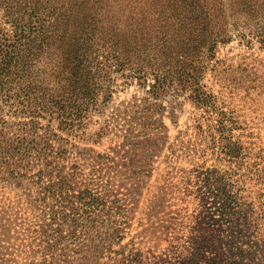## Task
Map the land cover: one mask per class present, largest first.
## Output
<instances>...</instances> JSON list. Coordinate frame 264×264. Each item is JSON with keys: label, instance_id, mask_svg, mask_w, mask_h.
I'll use <instances>...</instances> for the list:
<instances>
[{"label": "rangeland", "instance_id": "rangeland-1", "mask_svg": "<svg viewBox=\"0 0 264 264\" xmlns=\"http://www.w3.org/2000/svg\"><path fill=\"white\" fill-rule=\"evenodd\" d=\"M35 1H39L37 7L41 11L45 5L60 8L61 4L77 3V0ZM197 1L204 4V10L209 13L213 25V30H209V34L213 32L211 43L217 33L220 40L209 45L214 46L212 51L207 48L201 51L195 60V71L202 74V83L218 97L220 107L237 121L240 129L233 134L248 154L236 159L224 154L218 156L208 143V155L197 158L199 155L194 151L186 154L184 146L175 148V138L181 131L189 130V135H194L192 126L197 110L189 98V86L184 89L176 83L172 86L167 83L152 100L153 108L146 111L149 127L146 126L144 137V143H158L157 127L163 124L167 143L161 152L147 159L153 163L152 171L144 177V190L134 216L123 225L124 238L114 241L106 256L95 264H121L125 260L127 264H264V0ZM194 3L192 0L109 1L111 6L102 14V24L96 21L94 26L81 29L85 36L98 31L104 33L99 43L91 45V50L104 53L101 63L92 68L102 72L101 78L97 77L100 84L98 110L92 113L90 121H85V127L77 125L64 130L56 116L40 108L35 137L47 136V126H50L64 143L73 147L67 164H79L84 173H94L99 189H105L109 183L100 176L106 174L108 179L111 169L102 165L94 167L93 160H86L87 157L95 153L109 154L119 163V169H124L122 164L133 146L125 143L124 135L129 134L131 123L121 116L122 112L134 99L144 103L154 82V77L150 76L149 83L144 84V80L138 78L141 70L137 68L162 63L168 52L172 65L178 62L177 54L190 55ZM21 4L22 0H0V53L4 51L1 42L4 44L7 38L22 33L24 27L27 28L24 33L36 35L31 33L33 15L29 13L32 10H26ZM48 19L53 18H46L45 25L49 24ZM114 29L116 32H111ZM49 30L46 25L42 38H47ZM30 41L27 40L28 44ZM60 45V41H54L50 47ZM51 49L32 50L39 55L35 72L41 74L43 87L54 83L51 76L62 59V55L47 54ZM107 54H119L124 66L108 63ZM108 65L113 66L111 70L107 69ZM24 79L27 77L23 76L21 81ZM47 93L45 89L41 95L46 101ZM3 102L0 99V152L8 150L7 156L13 159L17 152L11 146L29 142L19 140L27 135L24 122L31 118H26L28 111L17 114ZM16 104L19 105L17 99ZM86 122L89 123L86 125ZM192 148L200 153L198 149H203L204 144L195 142ZM17 157L19 159L0 178V204H12L19 211L21 219L16 228L21 234L13 240L11 251L1 254L0 264H31L34 260L29 254L30 244L37 239L40 241L39 212L30 205L29 186L19 184L32 180L39 167L31 168L21 156ZM35 157L37 153H32L27 160ZM139 159L144 158L136 160ZM213 169L231 174L228 177L221 173L222 177H218L208 172L214 180L211 182L222 180L232 188L236 213L222 214L219 209L222 199L218 198L216 189L206 187L203 173ZM134 170L140 172L139 167ZM111 172L113 176L118 175L116 170ZM255 225L263 233L251 239L246 234H250Z\"/></svg>", "mask_w": 264, "mask_h": 264}, {"label": "trees", "instance_id": "trees-1", "mask_svg": "<svg viewBox=\"0 0 264 264\" xmlns=\"http://www.w3.org/2000/svg\"><path fill=\"white\" fill-rule=\"evenodd\" d=\"M109 1L111 0H77L76 4H61L60 8H56L53 3L54 7L45 5L41 11L37 7L40 5L39 1L22 0L21 5H25L26 10L30 9L37 13L36 16L32 11L29 13L30 16L33 15L31 33L36 34L35 37L24 33L27 29L24 27L22 33L7 38L4 44L1 42L4 51L0 53V99L5 104H9L17 114L18 112L27 114L28 111L26 118L31 120L24 122V131L27 135L19 140L29 142L11 146L17 152L12 156L13 159L7 156L8 150L0 152L1 160L8 157L5 161H0V165L2 164L0 178H3L6 170L19 159L17 156H21L22 161L30 164L31 168L39 167V171L33 176V179L37 176L35 180L19 182L29 186L30 205L34 211L39 212L38 218L42 222L37 229L40 233V241L37 239L30 244L29 254L34 260L31 264L99 263L106 256L113 242L124 238L123 225L128 224L134 216L140 203V195L144 190V177L152 171L153 163L147 159L161 152L167 143L163 124L157 127L158 143H144V137L147 135L146 126L149 127L146 111L153 108L152 100L159 96L167 83L171 86L176 83V86L184 89L189 86L191 88L189 98L197 110L192 126L194 135L190 136L189 130L181 131L175 138V148L184 146L186 154H192L194 151V154L199 155L197 158L208 155V143L218 156L224 154L236 159L248 154L242 150L243 146L239 144L241 142L237 141V136L233 134V131L240 129L237 127V121L228 111L220 107L218 97L202 83V74L195 71V60L200 57L201 51L204 48L212 51L214 46L209 47V45L217 44L220 40V34L217 33L211 43L213 32L209 34V30H213V25L208 17L209 13L204 10V4L196 0H192L195 3L191 21L192 45L188 50L190 55L180 57V54H177L178 62L172 65L169 61L171 54L168 52L164 54L162 63L156 62L148 67L137 68L141 70L138 78L144 80V84L149 83L150 76L154 77V82L150 84L151 88L147 91L149 97L145 98L144 103L134 99L122 112L121 116L131 123L128 128L129 134L124 135L125 143L133 146L127 153V160L122 164L124 169H119V163L116 164L115 159H111L109 154L95 153L86 159L93 160L94 167L102 165L111 169L108 173L110 175H107L108 179L106 174L100 176L102 180L109 182L105 189H99L94 173H84L79 164L72 166L67 164L73 147L69 143H64L63 138L54 133L50 126H47V136L35 137L39 123L36 118L42 107L52 117L56 116L60 120L64 130L70 126L85 127V121H90L92 113L98 110L96 107L99 102L100 84L97 77L101 78L102 72L99 73L98 69L92 68L101 63L100 58L104 53L91 50V45L99 43L104 33L98 31L85 36L81 29L94 26L96 21L102 24V14L108 12V7L111 6ZM112 1L116 2V0ZM50 17L53 19H48L49 24L46 25L51 30L44 39L42 37L45 34L43 31L46 27L45 21ZM27 40H31L29 44ZM54 41H60L61 45L51 49L50 45ZM32 43L34 44L29 46ZM33 48L38 51L51 49L47 54L62 55L61 61L56 65L58 70L51 68L55 73L51 76L54 83L48 86L43 87L41 74L35 72L39 55L33 53ZM106 56L109 57L106 60L108 63L124 66L119 54ZM186 59L191 61L188 62ZM112 67L107 69L111 70ZM35 74L36 76H33ZM23 76L27 79L21 81ZM45 89L49 95L47 101L41 96ZM14 97L19 105L16 104V99L13 101ZM88 123L86 122V125ZM107 129V127L103 128L105 131ZM194 141L204 144L203 149H198L200 153L192 148ZM32 153H37L38 157L28 161L27 158ZM139 157L144 159L136 160ZM135 167H139L140 172L135 171ZM113 170L118 172L117 176L111 175ZM208 172L217 174L218 177H222L221 173L223 176L227 174L228 177H231V174L221 172L219 169L207 170L203 173L206 187L210 190L216 189L218 198L222 199L219 202L222 214H231L232 211L236 213L237 203L234 201L233 191L230 190L232 188L222 180L211 182L214 180ZM257 177L260 179L261 175ZM127 201L130 202L126 203ZM19 215L14 205L0 204V244L6 243L0 245V257L1 254L11 251L13 240L20 238L21 231L16 228L21 219ZM254 227L250 234H246L251 239L263 233L260 227L256 225ZM203 242L206 243V239H203ZM121 264H127L126 260Z\"/></svg>", "mask_w": 264, "mask_h": 264}]
</instances>
